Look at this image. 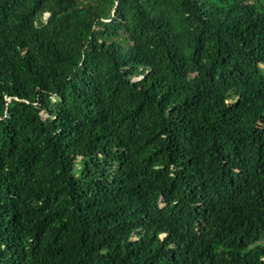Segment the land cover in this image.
<instances>
[{
  "label": "trees",
  "instance_id": "trees-1",
  "mask_svg": "<svg viewBox=\"0 0 264 264\" xmlns=\"http://www.w3.org/2000/svg\"><path fill=\"white\" fill-rule=\"evenodd\" d=\"M0 264H264V0H0Z\"/></svg>",
  "mask_w": 264,
  "mask_h": 264
},
{
  "label": "rangeland",
  "instance_id": "rangeland-1",
  "mask_svg": "<svg viewBox=\"0 0 264 264\" xmlns=\"http://www.w3.org/2000/svg\"><path fill=\"white\" fill-rule=\"evenodd\" d=\"M138 78H139V77H136V78H133V79L137 80ZM47 115H48V112H47L45 109H42V110L40 111V116H41L43 119H45V118L47 117ZM79 159H81V157H80Z\"/></svg>",
  "mask_w": 264,
  "mask_h": 264
}]
</instances>
